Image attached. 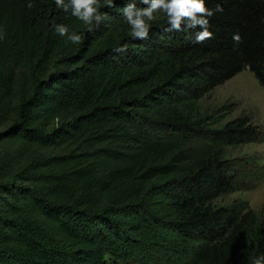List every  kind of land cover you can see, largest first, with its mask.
Here are the masks:
<instances>
[{"label":"trees","instance_id":"16d2710c","mask_svg":"<svg viewBox=\"0 0 264 264\" xmlns=\"http://www.w3.org/2000/svg\"><path fill=\"white\" fill-rule=\"evenodd\" d=\"M99 2L89 28L54 0H0V264H253L264 221L216 201L264 181L228 157L264 131L202 101L245 70L264 90V0H226L200 44L159 10L133 38L131 0Z\"/></svg>","mask_w":264,"mask_h":264},{"label":"clouds","instance_id":"9594fccd","mask_svg":"<svg viewBox=\"0 0 264 264\" xmlns=\"http://www.w3.org/2000/svg\"><path fill=\"white\" fill-rule=\"evenodd\" d=\"M34 2L35 0H26L27 7L32 8ZM139 2L146 7H137L136 0H131L121 9L123 19L130 26L133 38L143 40L149 36L150 22L154 19V13L159 10L167 17V27L162 30L163 32L187 33L189 30H194V39L187 35L185 38L194 44H200L214 36L213 31L210 30V18L217 13L224 12L226 0L217 2L214 8L206 7V0H139ZM54 3L57 8L70 12L71 16L76 17L89 28L94 23L99 25L102 20L107 18V14L99 10V0H67V2L66 0H54ZM105 6L114 7V0H105ZM51 28L60 37H66V42L79 44L83 39L81 34L76 31L70 32L68 26L63 23H53ZM2 38L3 33L0 32V39ZM232 40L235 44L242 42V37L238 31L233 33ZM126 49L127 45L121 44L114 51L120 53L125 52ZM253 264H264V253L257 256Z\"/></svg>","mask_w":264,"mask_h":264},{"label":"rangeland","instance_id":"374dc122","mask_svg":"<svg viewBox=\"0 0 264 264\" xmlns=\"http://www.w3.org/2000/svg\"><path fill=\"white\" fill-rule=\"evenodd\" d=\"M202 105L206 109L219 110L218 114L222 118L225 117L226 121L241 115L248 116L254 125L264 131V90L248 70L218 87L214 93L202 101ZM4 130L5 128H0V134ZM228 153L229 160L239 159L243 162L254 159L258 167H264V143H252L233 148ZM13 160L14 157L11 156L5 162L11 164ZM236 200L247 202L251 211L264 221V181L259 182L256 187L250 190H241L230 196L219 198L216 204L226 206Z\"/></svg>","mask_w":264,"mask_h":264}]
</instances>
